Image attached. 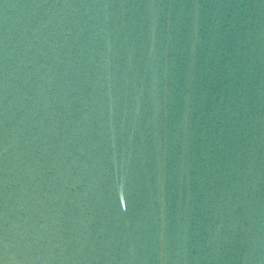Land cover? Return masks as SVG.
<instances>
[{
    "label": "water",
    "instance_id": "water-1",
    "mask_svg": "<svg viewBox=\"0 0 264 264\" xmlns=\"http://www.w3.org/2000/svg\"><path fill=\"white\" fill-rule=\"evenodd\" d=\"M0 264H264V0H0Z\"/></svg>",
    "mask_w": 264,
    "mask_h": 264
}]
</instances>
